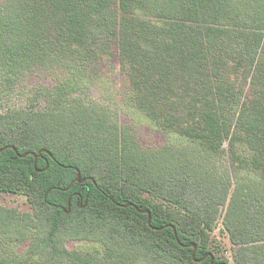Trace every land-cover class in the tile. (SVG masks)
Segmentation results:
<instances>
[{"label": "trees", "instance_id": "16d2710c", "mask_svg": "<svg viewBox=\"0 0 264 264\" xmlns=\"http://www.w3.org/2000/svg\"><path fill=\"white\" fill-rule=\"evenodd\" d=\"M119 12L132 19L108 36L132 74L130 100L155 129L190 143L145 146L108 107L60 90L58 106L0 109V193L29 206L0 207V240L27 226L43 235L39 255L29 240L23 253L0 250V264H264V98L235 103L248 80L264 95V0H3L0 95L33 70L73 62L72 47L96 43L90 33ZM240 135L254 165L243 186L216 163L225 141L237 155ZM219 220L229 258L213 237ZM66 241L98 243L102 259Z\"/></svg>", "mask_w": 264, "mask_h": 264}, {"label": "rangeland", "instance_id": "374dc122", "mask_svg": "<svg viewBox=\"0 0 264 264\" xmlns=\"http://www.w3.org/2000/svg\"><path fill=\"white\" fill-rule=\"evenodd\" d=\"M3 0H0V2ZM132 19V16L116 14V19L113 24L108 27H102L98 31L90 33L96 37V43L87 42L86 45L80 44L73 46L72 60L70 64H55V68L47 70H33L22 76L11 88L3 91L0 95V109L5 110L12 107H24L32 109H41L46 105L58 106L57 95L59 90L63 95L68 97H79L86 101H92L108 107L111 111L117 114L118 122L122 125H133L139 141L147 145H158L169 138L177 145L186 146L189 140L180 133L179 129H172L169 132L154 127V121L148 120L146 115L140 109H137L135 104L130 100L131 96L127 93L132 85V74L125 66L123 56L119 46V39L111 35H119L121 37L122 24L121 18ZM128 23L131 21H127ZM48 29V24L41 31ZM52 38H55V33H49ZM108 34H111L108 36ZM108 46V56H103L102 53H93L94 48H99V52L103 47ZM259 83H251V80L245 82L241 90V95L235 103L237 110H243L247 106H251L255 101L264 98L263 93H258L261 88ZM49 92L50 95H49ZM55 102H50L54 97ZM262 104V102H260ZM244 136L240 135L233 141L232 147H236L235 156L229 153V143L225 141L219 150L224 154V161L220 165V161L216 160L217 165L222 166V173L229 174L230 178L240 185H248L253 181L252 157L247 156L250 153L248 145L242 143ZM249 160V161H248ZM256 164V163H255ZM258 165V163H257ZM263 165V164H262ZM263 167L256 171L261 173ZM264 172V171H263ZM252 180H251V179ZM0 207L13 208L19 212H28L29 206L23 196L14 194L0 193ZM23 236L21 234L8 235L5 241L0 240V250L5 255L20 254L29 247V240L34 241V246L31 251L40 254L41 247L38 244V239L43 235L38 230H29ZM26 230V231H27ZM11 233V232H10ZM5 236V235H1ZM214 240L219 244L222 255L226 258L231 257L233 247L230 245L225 233L223 232L221 221L219 220L216 229L213 232ZM37 241V242H36ZM65 246L68 250H75L82 255H90L96 259H102L103 249L100 244L95 242H74L66 241ZM33 254V253H32ZM143 264V260L137 261L136 257H130L128 260H123L120 264Z\"/></svg>", "mask_w": 264, "mask_h": 264}, {"label": "water", "instance_id": "95a60500", "mask_svg": "<svg viewBox=\"0 0 264 264\" xmlns=\"http://www.w3.org/2000/svg\"><path fill=\"white\" fill-rule=\"evenodd\" d=\"M5 149H6L5 147L2 148V149H0V153L3 152ZM43 152H45V151H39V153H38L37 156H41V154H42ZM28 155H32V156L36 157L33 153H26V154H24L22 157H26V156H28ZM88 179L91 180V181H93L91 178H88ZM85 180H86V179H85ZM85 180H80V173L77 171V181H78L79 183H82V182H84ZM117 205H118V204H117ZM129 206L135 208L134 205H130V204H128V205H123V206H121V207H123V208H127V207H129ZM138 211H139L140 213H144L143 211H140V210H138ZM147 215H148V223H149V222H150V215H149V213H147ZM156 230H160V229H156ZM174 235L176 236V233H175V232H174ZM192 247H193L192 258H194V254H195V250H196V248H195L194 245H193ZM210 264H213V258H211V262H210Z\"/></svg>", "mask_w": 264, "mask_h": 264}]
</instances>
